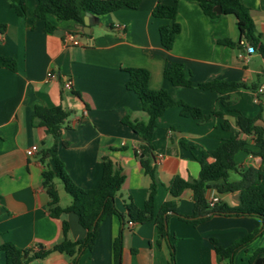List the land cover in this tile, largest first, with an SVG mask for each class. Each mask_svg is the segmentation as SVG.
I'll use <instances>...</instances> for the list:
<instances>
[{
  "label": "crops",
  "instance_id": "obj_1",
  "mask_svg": "<svg viewBox=\"0 0 264 264\" xmlns=\"http://www.w3.org/2000/svg\"><path fill=\"white\" fill-rule=\"evenodd\" d=\"M249 10L256 32L264 43V0H239ZM25 15L18 16L12 0H0V58L13 59L15 70L0 67V243H10L21 250L49 251L64 241L79 242L85 231L74 214L59 218L49 216V196L43 186L42 174L46 164L40 152L52 145V138L33 120L36 107L60 106L67 112L57 157L63 163L71 181L85 190L95 189L101 178L104 159L124 176L123 184L114 198V205L123 214V222L111 215L99 223L97 237L91 249L73 256L51 252L44 259L29 264H114L113 245L121 234L120 264H168L169 246L175 253V264H221L211 240L229 247L261 227V221L248 216H211L193 225L178 219L193 213V194L185 189L177 198L169 193L175 177L197 179L200 166L194 155L180 145L186 141L200 152H209L237 132L234 116L241 114L256 119L255 125L264 135V63L254 51L243 60L244 51L224 45L236 44L239 32L234 16L211 20L203 14L198 3L191 0H139L137 9L121 8L96 16L99 25L83 27L73 20H58L47 15L34 19L36 0H24ZM157 4H176V22L180 32L171 50L160 43L159 28L170 25L167 19L155 18L152 10ZM92 15V14H91ZM95 16V15H92ZM55 28L45 32V23ZM115 25L122 27L115 29ZM78 37V46L69 45L67 34ZM169 62H179L190 73L193 85L210 81L241 82L249 88L230 95L224 115H212L219 95L196 88L173 87L163 78ZM140 68L149 72V88L164 89L176 101L199 108L208 118L204 122L183 117L177 107L169 108L157 119L151 138V165L158 185L154 197V212L173 201L174 213L168 216V242L157 244L154 221L129 225L124 205L130 201L139 209L148 197L150 179L139 161V146L143 140L124 119L145 120L137 96L125 88L129 75L125 69ZM52 72L59 79H47ZM71 81V89L62 83ZM251 88V89H250ZM225 121L229 128L223 129ZM244 149L234 154L238 170L258 168L257 155L251 136L240 134ZM38 151L27 156L32 146ZM213 159L209 158L208 162ZM231 172L230 181L238 180ZM58 180H54L59 206L65 208L71 198ZM217 198L229 207L238 204L237 193L217 194L206 190L207 202ZM68 224L66 234L62 224ZM264 248V234L237 252L234 264H249L252 253ZM0 264H5L0 251Z\"/></svg>",
  "mask_w": 264,
  "mask_h": 264
},
{
  "label": "trees",
  "instance_id": "obj_2",
  "mask_svg": "<svg viewBox=\"0 0 264 264\" xmlns=\"http://www.w3.org/2000/svg\"><path fill=\"white\" fill-rule=\"evenodd\" d=\"M191 1L197 2L203 14L211 20H216L221 16H234L239 32V41L236 44L228 40L222 43L239 49L249 46L253 51L259 53L264 63V43L255 30L248 8L239 0ZM138 5L139 0H36L33 18L45 20L47 15H53L58 20H73L83 27V17L86 13L103 16L121 8L137 9ZM12 6L18 16L25 15L24 0H12ZM176 10V4L171 6L157 4L152 10L153 17L171 21L170 25L159 28L161 46L168 51L171 50L174 39L180 32V26L175 20ZM54 28L53 25L45 23V32L49 33ZM3 29L4 26L0 25V33L4 31ZM0 67L14 71L15 62L13 59L0 58ZM124 71L129 75L125 88L137 96L146 118L143 121L124 119L122 122L143 140V144L139 146V161L144 173L150 179L148 197L143 208L139 209L131 201L125 204L124 208L128 221L132 224L154 221L157 228V244H160L162 241L168 242V232L164 225L168 216L164 217V215L168 212L174 213L175 204L173 201L166 202L157 214L154 212V197L158 180L151 165L150 153L152 150L151 138L156 128L157 119L172 107L179 108L181 116L196 119L199 122H204L208 116L197 107L174 100L164 89L151 90L148 85L149 72L147 70L130 68ZM163 78L173 87H194L200 91L217 93L219 97L212 115L218 118L223 117L222 107L228 105L232 93L249 88L241 82L217 80L194 86L190 73L179 62L167 63L163 69ZM66 118L67 112L60 106L53 108L36 107L34 110L33 120L38 126L43 127L53 140L51 147L40 152L41 162H47L46 169L42 174L43 186L49 196L47 206L49 216L59 218L63 214H74L79 226L85 231V237L79 242L64 241L49 251H37L32 254H30V250L18 249L13 244L0 243V251L4 254L5 264H29L44 259L51 252L73 256L76 252L92 248L97 237L99 223L105 218L114 215L123 222L124 216L115 208L114 198L123 184L124 176L113 169L110 160H103L98 186L95 189L85 190L77 187L71 181L63 163L57 157L61 127ZM234 118V127L237 132L227 140L222 141L212 151L200 152L186 141H180L183 148H187L191 152L198 151L199 155L193 154V156L200 166L199 174L194 180L175 177L168 187L173 198L179 197L185 189L192 191L193 213L189 217L177 215L180 221L197 225L211 216H248L261 221V227L258 230L235 241L229 247L219 246L214 240H211L215 254L221 264H234V257L237 252L264 234V135L262 130L255 125L256 119L239 113ZM221 127L223 129L229 128L225 121L221 123ZM240 134L251 136L255 146L258 147L257 155L261 158V164L258 168L250 167L246 170L236 168L233 160L234 154L242 151L245 146V142L239 139ZM209 158H212L213 161L208 162ZM231 172L238 174V180H229ZM54 180H58L62 184L65 193L71 198L70 205L65 208H61L58 204L59 199ZM207 189H212L217 194L237 193L238 204L235 207H229L218 200L210 207L206 200ZM62 228L63 233L66 234L68 224L63 223ZM168 246V264H175L174 248L171 244ZM113 255L114 264H120L121 234L115 239ZM75 263L76 261H74ZM249 264H264V248H258L252 253Z\"/></svg>",
  "mask_w": 264,
  "mask_h": 264
},
{
  "label": "built area",
  "instance_id": "obj_3",
  "mask_svg": "<svg viewBox=\"0 0 264 264\" xmlns=\"http://www.w3.org/2000/svg\"><path fill=\"white\" fill-rule=\"evenodd\" d=\"M115 27V29H117V30H121L122 29V27L121 26H119V25H115L114 26ZM66 41H67V43L69 44V45H72V46H78V45H80L79 44V41H78V37H77V35H75V34H67L66 35ZM254 51L252 50V48L251 47H249V46H245L244 47V51L241 53V58L243 59V60H247V56L248 55H250L251 53H253ZM46 77H47V79H59V77L58 76H56L55 74H53L52 72H48L47 73V75H46ZM62 86H63V88L65 89V90H70L71 89V81L70 80H66V81H64L63 83H62ZM264 92V85H262V87H260L258 90H257V93H256V95H255V101L257 100V95L258 94H262ZM38 151V146H32V147H30L27 151H26V155L27 156H32V155H34L36 152ZM218 201V199L217 198H212L211 200H209L208 201V205L210 206V207H212L216 202ZM129 225H132V223L131 222H129Z\"/></svg>",
  "mask_w": 264,
  "mask_h": 264
},
{
  "label": "water",
  "instance_id": "obj_4",
  "mask_svg": "<svg viewBox=\"0 0 264 264\" xmlns=\"http://www.w3.org/2000/svg\"><path fill=\"white\" fill-rule=\"evenodd\" d=\"M99 25L98 19L96 16H92L90 13H86L83 17V33L89 35L86 29H89L90 26ZM166 228V223H164Z\"/></svg>",
  "mask_w": 264,
  "mask_h": 264
},
{
  "label": "rangeland",
  "instance_id": "obj_5",
  "mask_svg": "<svg viewBox=\"0 0 264 264\" xmlns=\"http://www.w3.org/2000/svg\"><path fill=\"white\" fill-rule=\"evenodd\" d=\"M57 182H58L59 186L61 187L62 184L59 181H57Z\"/></svg>",
  "mask_w": 264,
  "mask_h": 264
}]
</instances>
